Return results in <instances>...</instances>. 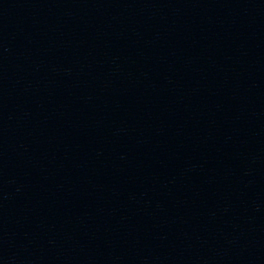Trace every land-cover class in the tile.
<instances>
[{"label": "water", "instance_id": "1", "mask_svg": "<svg viewBox=\"0 0 264 264\" xmlns=\"http://www.w3.org/2000/svg\"><path fill=\"white\" fill-rule=\"evenodd\" d=\"M0 264H264V0H0Z\"/></svg>", "mask_w": 264, "mask_h": 264}]
</instances>
